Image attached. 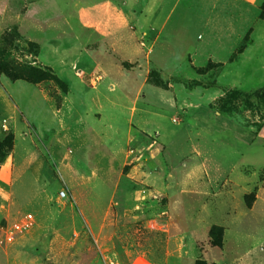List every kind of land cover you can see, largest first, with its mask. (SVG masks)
I'll return each mask as SVG.
<instances>
[{"label":"rangeland","instance_id":"obj_1","mask_svg":"<svg viewBox=\"0 0 264 264\" xmlns=\"http://www.w3.org/2000/svg\"><path fill=\"white\" fill-rule=\"evenodd\" d=\"M120 1L0 0V264H264V0Z\"/></svg>","mask_w":264,"mask_h":264},{"label":"trees","instance_id":"obj_2","mask_svg":"<svg viewBox=\"0 0 264 264\" xmlns=\"http://www.w3.org/2000/svg\"><path fill=\"white\" fill-rule=\"evenodd\" d=\"M39 79H40V77H36V79L34 81L35 82L39 81ZM156 79H157L156 84H160L158 78H156ZM58 84L61 86L63 85L60 81H58ZM241 94H242L241 92L236 91V90L226 91L224 93V95L218 99V105L215 108V110L217 112H221V111L222 112H229L232 109V106L230 104L231 101L233 99H236L237 97H239V95H241ZM254 94H255V96L260 97L264 101V86L262 87V89L260 91H256ZM255 125L257 126V128H260L263 125V121L255 123Z\"/></svg>","mask_w":264,"mask_h":264},{"label":"built area","instance_id":"obj_3","mask_svg":"<svg viewBox=\"0 0 264 264\" xmlns=\"http://www.w3.org/2000/svg\"><path fill=\"white\" fill-rule=\"evenodd\" d=\"M58 196L61 198L65 197L66 196L65 190L61 189L59 191ZM32 221H33V217L31 216V214H26L20 222L14 223L12 230H14L15 232H21L23 229H26L29 225H31ZM11 236H12L11 234L8 235V238H11Z\"/></svg>","mask_w":264,"mask_h":264},{"label":"crops","instance_id":"obj_4","mask_svg":"<svg viewBox=\"0 0 264 264\" xmlns=\"http://www.w3.org/2000/svg\"><path fill=\"white\" fill-rule=\"evenodd\" d=\"M155 1H157V0H155ZM119 2H120V6H119V7H113L114 10H112L113 8H110V11H109V12H115V13H116V12H119L120 14H121V13H126V12H127L126 5H124V6L122 7V5H121V1H120V0H119ZM152 14H154V12H152ZM28 36H29V37H32L30 34H28ZM242 53H244V52H242ZM39 56L42 57V49H41V51H40V53H39ZM260 78H263V79H264V72H261V77H260ZM260 78H259V79H260ZM3 108H4L7 112H9V111L11 110V107H10L9 104H7V102H6V104H3ZM1 121H2L3 125H6V121H7L6 118H2ZM260 132L264 134V124H263V126L260 128Z\"/></svg>","mask_w":264,"mask_h":264}]
</instances>
